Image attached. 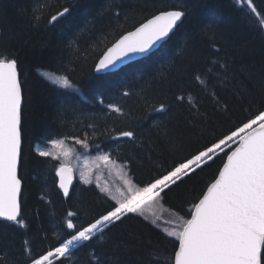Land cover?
I'll return each mask as SVG.
<instances>
[{
	"label": "trees",
	"instance_id": "1",
	"mask_svg": "<svg viewBox=\"0 0 264 264\" xmlns=\"http://www.w3.org/2000/svg\"><path fill=\"white\" fill-rule=\"evenodd\" d=\"M254 3L264 17V0ZM62 7L70 13L48 25L46 17ZM161 10H186L187 16L158 51L116 72L96 74L95 64L108 48ZM33 13H43L38 28L31 24ZM0 29V53L17 59L22 82L21 216L27 225L0 222V264H25V248L35 252L55 245L68 211L78 213L74 222L80 225L115 203L79 179L66 198L56 174L60 160L36 152L51 139L75 142L87 136L91 153H110L143 187L264 105V24L237 0H1ZM186 46L194 48L192 55H180ZM225 63L227 80L218 66ZM42 72L67 75L74 89L50 83ZM194 74L210 81L207 89ZM241 84L247 95H241ZM66 99L74 100L69 110ZM109 103H118L123 114L109 111ZM161 103L168 111H154ZM129 128L137 133L135 142L112 139ZM224 159L221 154L162 193L163 207L190 219L193 203ZM175 247L165 230L129 214L106 229L103 239L73 249L64 264H96L97 257L100 264H171Z\"/></svg>",
	"mask_w": 264,
	"mask_h": 264
},
{
	"label": "snow or ice",
	"instance_id": "2",
	"mask_svg": "<svg viewBox=\"0 0 264 264\" xmlns=\"http://www.w3.org/2000/svg\"><path fill=\"white\" fill-rule=\"evenodd\" d=\"M240 3L246 5L257 17H261V23L264 24V17L258 11L254 0H240ZM69 13V7H62L55 14L48 15L46 23L55 26ZM186 16V10H161L152 15L108 48L95 64L96 71L111 70L118 62L123 63L131 56L147 57L162 42L171 38ZM42 18L43 13H33L30 17L32 26L38 28ZM201 32L206 35L207 29H201ZM195 35L193 33V38ZM193 53L194 48L189 49L187 46L180 51L182 56ZM218 66L224 69L223 79L227 80V64ZM48 79L62 89H74V84L67 75L55 78L49 76ZM193 79L202 88H208L210 81L204 79L202 74H194ZM240 91L242 96L248 94L243 84L240 85ZM123 95L127 97L130 93L125 91ZM184 99V96L177 97L178 101ZM22 102L18 61L12 56L0 53V222H11L12 225L24 228L27 225L21 216L22 180L18 175L22 155ZM73 103V99H66L65 110L71 109ZM189 103H193L191 99ZM106 107L114 114H123L118 103H109ZM154 111L164 113L168 111V107L161 103ZM163 135L167 137L168 134L163 131ZM112 139L135 142L137 133L131 128L119 130ZM74 140L82 148L89 147L87 136L83 139L74 137ZM48 143L60 147L63 157L70 155L71 149L64 148V140L51 139ZM36 152L39 157L61 159V155L43 148H37ZM221 154L226 159L218 169V175L198 198V202L193 203L190 209L191 218L177 217L173 230L167 231V236L176 241L170 262L264 264V105L252 111L233 130L198 148L170 169L153 177L143 187L134 184L126 173V191L118 189L113 193L107 187H100V191L115 203L92 220L80 225L74 222L78 213L68 211L62 225L63 235L59 236L56 244L35 252L30 246L25 248V264H64L65 258L73 255V249L85 246L93 240L103 239L106 229L122 222L129 214L143 215L142 205L162 199V193L166 194L185 178L190 179L198 170L202 171L208 166L209 162L214 163ZM97 160L124 173V166L118 165L110 153L98 156ZM56 174L60 177L59 188L63 190L64 196H69L72 169L62 163L56 169ZM81 179L84 184L92 183L83 173ZM25 244L28 242L25 241ZM96 264H100L98 257Z\"/></svg>",
	"mask_w": 264,
	"mask_h": 264
},
{
	"label": "rangeland",
	"instance_id": "3",
	"mask_svg": "<svg viewBox=\"0 0 264 264\" xmlns=\"http://www.w3.org/2000/svg\"><path fill=\"white\" fill-rule=\"evenodd\" d=\"M237 1L239 4H241L240 0ZM42 75L50 83L52 82L48 79L49 76L53 78L58 76L48 72H42ZM64 141V148L71 149L70 155L68 157H63L61 155L62 149L52 145L51 143L48 144L47 148L43 149L49 150L56 155H61V159H59L61 164L63 163L67 167L73 168L77 178L81 182H83L81 179V174L83 173L92 180L91 184L96 185L98 188L107 187L113 193H116L118 189L126 191V186L124 184L125 173L128 177L129 174L125 168L124 173H122L118 170V168L105 166L101 161L97 160V157L103 153H91L90 149L82 148L75 142H69L67 140ZM141 212L143 215L139 213L137 214L149 219L152 222L154 221L155 225L166 232L173 230L177 223L178 216L166 210L161 203V199L158 201L146 202L141 206Z\"/></svg>",
	"mask_w": 264,
	"mask_h": 264
},
{
	"label": "water",
	"instance_id": "4",
	"mask_svg": "<svg viewBox=\"0 0 264 264\" xmlns=\"http://www.w3.org/2000/svg\"><path fill=\"white\" fill-rule=\"evenodd\" d=\"M1 1V0H0ZM177 30V29H176ZM176 30H175V32H176ZM174 32V33H175ZM172 36V35H171ZM0 38H1V29H0ZM169 40V39H168ZM167 40V41H168ZM166 41V42H167ZM165 42H162L159 46H157L153 51H152V53L151 54H153L154 52H156V51H158L159 50V48L164 44ZM150 54V55H151ZM150 55H148V56H150ZM147 56V57H148ZM147 57H144V56H139V55H136V56H131V57H129V58H126L124 61H123V63H117V65L114 67V68H112L111 70H108V71H105V72H97L96 71V69H95V72H96V74H99V75H101V74H108V73H112V72H116V71H118V70H120V69H122L123 67H125V66H127V65H129V64H131V63H133V62H135V61H138V60H141V59H144V58H147ZM18 73H19V70H18ZM19 78H20V73H19ZM20 80H21V78H20ZM23 91V90H22ZM23 106H24V97H23V102H22V111H23ZM22 145H23V140H22ZM22 151V150H21ZM22 156V155H21ZM20 167H21V161H20V164H19V167H18V175L20 176ZM70 168V167H69ZM72 169V168H71ZM76 182H77V175H76V173H75V171H74V169H72V174H71V184L69 185V196L71 195V192H72V190H73V188L75 187V185H76ZM59 183H60V177H59ZM22 189H23V182H22V185H21V195H22ZM61 190V192L63 193V190L62 189H60ZM69 196H65L66 198H68ZM20 202H21V196H20Z\"/></svg>",
	"mask_w": 264,
	"mask_h": 264
}]
</instances>
